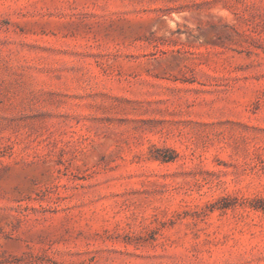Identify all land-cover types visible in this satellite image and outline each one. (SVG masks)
I'll use <instances>...</instances> for the list:
<instances>
[{"label":"rangeland","instance_id":"1","mask_svg":"<svg viewBox=\"0 0 264 264\" xmlns=\"http://www.w3.org/2000/svg\"><path fill=\"white\" fill-rule=\"evenodd\" d=\"M0 264H264V0H0Z\"/></svg>","mask_w":264,"mask_h":264}]
</instances>
